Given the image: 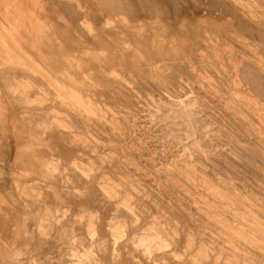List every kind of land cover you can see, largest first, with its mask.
I'll list each match as a JSON object with an SVG mask.
<instances>
[{
  "label": "rangeland",
  "instance_id": "obj_1",
  "mask_svg": "<svg viewBox=\"0 0 264 264\" xmlns=\"http://www.w3.org/2000/svg\"><path fill=\"white\" fill-rule=\"evenodd\" d=\"M99 3L0 0V264H264V0Z\"/></svg>",
  "mask_w": 264,
  "mask_h": 264
},
{
  "label": "bare ground",
  "instance_id": "obj_2",
  "mask_svg": "<svg viewBox=\"0 0 264 264\" xmlns=\"http://www.w3.org/2000/svg\"><path fill=\"white\" fill-rule=\"evenodd\" d=\"M56 1V0H55ZM126 1V0H125ZM128 1V0H127ZM134 1V0H133ZM199 0H197V2H198ZM212 1V0H211ZM50 2V1H49ZM163 2V1H162ZM168 2V1H167ZM98 3H99V0H98ZM127 3V2H126ZM55 4V3H54ZM100 4V3H99ZM102 4V3H101ZM120 4V3H119ZM158 4V3H157ZM174 4V3H173ZM191 4H193V3H191ZM195 4H196V2H195ZM71 5V4H70ZM122 5V4H121ZM144 5V4H143ZM183 5V4H182ZM190 5V4H189ZM227 5V4H226ZM56 6H58V5H56ZM107 6V5H106ZM127 5H125V6H123V7H126ZM136 5H134V7H135ZM183 6H185V5H183ZM55 7V6H54ZM111 7V6H110ZM118 7V6H117ZM119 7H120V5H119ZM130 7V6H129ZM128 7V8H129ZM149 7V6H148ZM162 7V6H161ZM189 7H191V6H189ZM133 8V7H132ZM159 8V7H158ZM225 8V7H224ZM236 8V7H235ZM125 9V8H124ZM136 9V8H135ZM165 9V8H164ZM227 9V8H226ZM53 10H54V8H53ZM64 10H65V7H64ZM131 10V9H130ZM150 10V9H149ZM202 10V9H201ZM58 11V10H57ZM68 11V10H67ZM122 11V10H121ZM195 11V10H194ZM212 11V10H211ZM226 12H227V10H226ZM120 13V12H119ZM144 13V12H143ZM175 13V12H174ZM240 13V12H239ZM141 14V13H140ZM196 14V13H195ZM117 15V14H116ZM134 15V14H133ZM239 15V14H238ZM174 16V15H173ZM172 16V17H173ZM178 16V15H177ZM220 16H221V14H220ZM246 16V15H245ZM218 17V16H217ZM239 17V16H238ZM73 18V17H72ZM178 18V17H177ZM122 19V18H121ZM174 19H175V17H174ZM242 19V18H241ZM249 20V19H248ZM103 21V20H102ZM59 23H61V22H59ZM101 23V22H100ZM243 23V22H242ZM245 23H246V21H245ZM238 25V24H237ZM250 25H251V23H250ZM254 25V24H253ZM245 29V28H244ZM83 30V29H82ZM252 30V29H251ZM244 31V30H243ZM250 31V30H249ZM80 32V31H79ZM247 32V31H246ZM250 32H253V31H250ZM249 32V33H250ZM87 33V32H86ZM250 36H251V34H250ZM264 37V36H263ZM239 64V63H238ZM58 80V79H57ZM54 86V85H53ZM48 109V108H47ZM70 109V108H69ZM49 111V110H48ZM44 113V112H43ZM47 114V113H46ZM45 117H46V115H45ZM101 117V116H100ZM104 121V120H103ZM36 128V127H35ZM62 134V133H61ZM59 136H61V135H59ZM62 139V138H61ZM70 139V138H69ZM55 141V140H54ZM49 144V143H48ZM54 144V143H53ZM51 145V144H50ZM49 145H47V147H48ZM46 147V148H47ZM51 147V146H50ZM49 147V148H50ZM52 150H53V148H52ZM50 153H51V151H50ZM49 154V153H48ZM50 156V155H49ZM43 157H44V154L43 153H40V154H38V153H35L34 154V156H33V159H32V161H31V164H30V166H29V168H28V170H30V171H37V170H39V168L40 167H42L44 164H45V161H44V159H43ZM50 157H52V156H50ZM49 157V158H50ZM47 160V159H46ZM49 161V160H48ZM29 164V163H28ZM27 165V164H26ZM28 166V165H27ZM46 166V165H45ZM47 167V166H46ZM21 170V169H20ZM25 170V169H24ZM46 170V169H45ZM192 170V169H191ZM21 171H23V169L21 170ZM23 172H25V171H23ZM44 172V171H43ZM25 178V177H24ZM35 180V179H34ZM40 180V179H39ZM30 181V180H29ZM32 185V184H31ZM35 185V184H34ZM164 239V238H163Z\"/></svg>",
  "mask_w": 264,
  "mask_h": 264
}]
</instances>
